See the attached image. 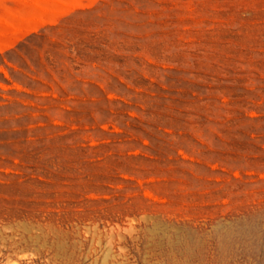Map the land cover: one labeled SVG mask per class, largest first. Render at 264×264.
I'll return each instance as SVG.
<instances>
[{
    "label": "rangeland",
    "instance_id": "obj_1",
    "mask_svg": "<svg viewBox=\"0 0 264 264\" xmlns=\"http://www.w3.org/2000/svg\"><path fill=\"white\" fill-rule=\"evenodd\" d=\"M0 264H264V0H0Z\"/></svg>",
    "mask_w": 264,
    "mask_h": 264
}]
</instances>
